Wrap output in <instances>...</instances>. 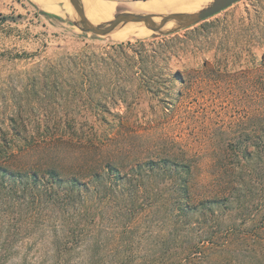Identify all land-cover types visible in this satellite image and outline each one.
Instances as JSON below:
<instances>
[{"label":"rangeland","instance_id":"rangeland-1","mask_svg":"<svg viewBox=\"0 0 264 264\" xmlns=\"http://www.w3.org/2000/svg\"><path fill=\"white\" fill-rule=\"evenodd\" d=\"M79 20L0 0V164L88 186L1 193L0 264H264V0L119 40Z\"/></svg>","mask_w":264,"mask_h":264},{"label":"trees","instance_id":"trees-1","mask_svg":"<svg viewBox=\"0 0 264 264\" xmlns=\"http://www.w3.org/2000/svg\"><path fill=\"white\" fill-rule=\"evenodd\" d=\"M70 59V57H67ZM71 61V60H70ZM57 81V80H56ZM54 81V85L56 83ZM57 84V83H56ZM53 85V86H54ZM52 96H56V88L52 89ZM99 93H94V95H90V97H100ZM35 114L33 117H37L41 113H36L38 109H32ZM25 109L20 108L16 114H8L6 121L10 123L7 125L8 129L12 130L17 127V120L20 121V125H22L23 129L27 128V122H31L32 119L29 115L25 116ZM38 118V117H37ZM30 119V120H29ZM32 119V120H31ZM4 120V121H5ZM5 121V122H6ZM44 121V117L40 118V122ZM6 129V131L8 130ZM17 131V130H16ZM19 132V131H17ZM20 133V132H19ZM11 133L16 135H21V133ZM7 132L0 129V140H4L7 142L9 137L7 136ZM11 145V144H10ZM5 148V152H7L11 147L7 144L2 145ZM0 148V152L4 150V148ZM1 158V157H0ZM88 186H85L83 182L79 181L76 178L65 179L62 178L57 171L48 170L44 173H37L32 171L27 172H14L10 171L7 167L0 164V194L4 193L6 196L10 198L18 199L20 196H28L29 201L28 206L31 211L37 209L38 206L43 204L44 199L47 201H51L53 205L61 203V200L67 204L72 201L74 198L75 192H81L86 190ZM205 203H199L197 206H191L188 203L184 204V210L186 213L190 211H194L200 208H208L205 207Z\"/></svg>","mask_w":264,"mask_h":264},{"label":"bare ground","instance_id":"bare-ground-1","mask_svg":"<svg viewBox=\"0 0 264 264\" xmlns=\"http://www.w3.org/2000/svg\"><path fill=\"white\" fill-rule=\"evenodd\" d=\"M36 1L44 4H55L59 2V0ZM211 1L212 0H81V3L88 19L94 24H99L112 20L114 15L119 11L152 14L154 15L153 19L158 22L161 19L160 15L171 12H195L205 7ZM171 24V22H168L166 26H170ZM150 31L151 30L146 27L144 22L132 21L120 23L112 32L108 33V35L112 40H119L128 39L133 36L143 37L148 35Z\"/></svg>","mask_w":264,"mask_h":264},{"label":"water","instance_id":"water-1","mask_svg":"<svg viewBox=\"0 0 264 264\" xmlns=\"http://www.w3.org/2000/svg\"><path fill=\"white\" fill-rule=\"evenodd\" d=\"M239 0H213L205 7L195 12H171L160 15L161 22L157 23L152 14H141L132 11H119L113 19L107 22L94 24L86 16L85 10L81 0H70L74 9L80 16L77 25L84 31H91L95 34L105 35L112 32L120 23H128L132 21L144 22L146 27L152 30H161L169 21H177L181 27H188L199 23L212 15L222 11L223 9L231 6Z\"/></svg>","mask_w":264,"mask_h":264}]
</instances>
